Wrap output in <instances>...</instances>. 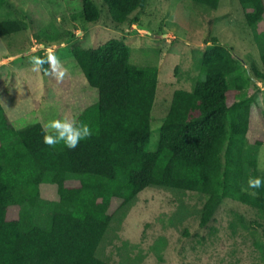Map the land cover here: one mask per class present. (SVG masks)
<instances>
[{
  "label": "trees",
  "instance_id": "trees-1",
  "mask_svg": "<svg viewBox=\"0 0 264 264\" xmlns=\"http://www.w3.org/2000/svg\"><path fill=\"white\" fill-rule=\"evenodd\" d=\"M5 0H0V8ZM111 19L123 23L147 0H103ZM220 0H191L192 8L215 10ZM259 50L264 81V0H238ZM88 21L99 18L84 0ZM21 30L15 20L0 22V36ZM214 43L217 40L214 39ZM230 48L214 44L203 55L192 90L176 89L155 148L150 145L151 111L157 68L129 62L130 48L109 40L96 49L72 48V55L98 100L81 121L95 134L69 150L43 143L44 126L10 125L0 104V264H111L97 256L111 221L110 208L132 205L147 187L195 192L205 197L199 224L212 217L223 197L264 216V187L244 190L257 168L259 141L246 142L257 123L248 109L230 115L226 94L251 84ZM226 150V161L222 153ZM10 208L17 210L10 219ZM237 225L256 238L255 229L233 213ZM264 264V241H256Z\"/></svg>",
  "mask_w": 264,
  "mask_h": 264
},
{
  "label": "rangeland",
  "instance_id": "rangeland-1",
  "mask_svg": "<svg viewBox=\"0 0 264 264\" xmlns=\"http://www.w3.org/2000/svg\"><path fill=\"white\" fill-rule=\"evenodd\" d=\"M99 18L88 21L84 0H5L0 22L15 20L21 30L0 36V104L12 127L32 123L43 126L53 118L76 116L98 100L72 55V48L96 49L109 40L130 48L129 62L157 68V86L151 111L150 145L158 142L160 125L176 89L192 90L200 77L204 53L220 44L232 50L246 79L243 90L226 94L230 115L248 109L255 118L246 142L259 141L257 168L264 173V81L259 50L247 26L238 0H220L215 10L192 8L191 0H147L123 23L111 19L103 0H91ZM214 39L217 43H214ZM33 56H54L67 69L58 82L51 74L56 64L34 70ZM226 150L222 153L226 161ZM125 208L114 201L111 221L97 256L111 264H256L261 261L256 241H264V216L230 197H223L204 226L199 210L205 197L158 187L140 191ZM17 210L10 208L14 219ZM243 216L255 229L253 238L237 225L233 213Z\"/></svg>",
  "mask_w": 264,
  "mask_h": 264
},
{
  "label": "clouds",
  "instance_id": "clouds-1",
  "mask_svg": "<svg viewBox=\"0 0 264 264\" xmlns=\"http://www.w3.org/2000/svg\"><path fill=\"white\" fill-rule=\"evenodd\" d=\"M31 63L34 70H42L45 63L56 64L58 68L51 74L58 82H62L67 75L68 70L60 65L58 58L49 56L46 59L33 56ZM43 143L49 148H56L58 145H63L69 150L78 147L82 141L90 139L94 134V129L89 123L79 120L76 116L61 117L50 119L44 125ZM154 139H158L155 137ZM264 187V179L260 177H250L246 181V188L244 190H256Z\"/></svg>",
  "mask_w": 264,
  "mask_h": 264
}]
</instances>
